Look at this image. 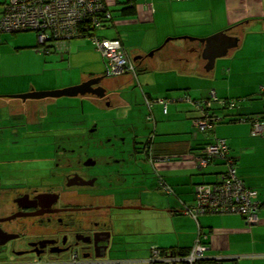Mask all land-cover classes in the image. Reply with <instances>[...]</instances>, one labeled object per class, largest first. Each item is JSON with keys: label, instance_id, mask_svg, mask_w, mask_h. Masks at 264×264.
<instances>
[{"label": "crops", "instance_id": "obj_1", "mask_svg": "<svg viewBox=\"0 0 264 264\" xmlns=\"http://www.w3.org/2000/svg\"><path fill=\"white\" fill-rule=\"evenodd\" d=\"M4 3L5 0H0V20L5 10ZM112 3L115 2L108 0V7L115 12L117 7L111 9ZM122 5L124 6L119 10L118 17L113 16L114 22L111 21L115 28L114 37L105 38L121 40L124 45V34L130 31L121 28L137 24L136 26L142 29L145 27L149 34L142 47L154 50L151 57H154L157 48L163 42L162 45H167L171 40L191 42L194 47L198 44L195 50L201 54L199 63L192 64L194 67L188 62L186 68L175 69L165 62L174 59H168L165 55L156 62H149L141 51L135 57L138 60L134 61L135 58L130 57L124 45L136 69L135 72H127L124 75H132L141 90L134 89V80L129 76L103 82L108 92L109 88H116L112 96L115 101L111 100L112 104L109 102L107 106L99 105L100 109L119 107L117 114H112V126L123 128L120 133L112 128L111 137L125 142L134 140L141 150H145L143 145L146 142H152L150 147L155 157L154 163L146 162L148 160L141 156L142 162H139L140 167L137 168L141 173L142 181L139 187L143 193L139 206L148 210L155 208L151 202L156 201L151 200L149 195L152 192L160 194L165 190L160 182L161 178H164L172 191L167 195L168 198L161 199L162 202H167L170 208L167 211L174 217H189L186 221L190 223L191 230L189 242L183 243L181 241L183 238H180L178 246L172 248L190 249L200 239L208 248L206 258L216 260L219 264H264V135H252L255 121L264 120V0H134L133 4ZM126 8L135 9L126 12ZM108 26L110 23L105 29ZM240 26L244 33L241 28H236ZM220 32H226L230 38H239L238 46L216 59L215 65L209 68L208 61L203 58L205 46L199 40L210 38ZM19 33L23 32L2 35L0 71L7 65L8 57L16 62L25 50L29 51L37 65L35 70L28 68V72L11 69L8 75H0V112L3 106H12L20 101L13 96L61 90L106 75L105 69L101 68V62L97 63L99 69L96 63L86 61L92 52L96 57L101 52L93 49L87 54L84 49L86 48L84 38L73 39L60 46H51L48 53L39 54L42 49L39 47V40L34 38L31 41L21 40L16 37ZM184 38H193L195 41ZM181 43L178 48L179 51H183L176 61L181 60L186 64L183 52L187 44ZM34 49H37L38 54ZM54 49L56 50L52 52ZM231 53L233 54L230 58L221 60ZM101 60L104 63L103 56ZM154 71H157L162 79L171 76L173 82L164 84L159 82L156 73L154 77L152 74L148 75ZM141 72L144 73L142 77ZM136 91L139 93L136 94ZM212 93L216 95V100H212ZM85 97L97 98L92 95L76 98H82L84 103L87 99ZM136 97H139V102ZM187 98H190L191 102H187ZM159 99L168 102L166 112L160 103L152 107L148 105L149 101ZM42 101L43 99L35 100L32 104L36 108H44V112L46 110L45 114L40 113L38 116L40 120H53L52 122L62 130L65 124L76 128L82 126L79 122L75 123L74 117L65 120L64 114L63 117L60 116L59 105L54 104L48 112L47 105L50 103ZM207 101L211 102L207 112L216 116L218 121L205 133L196 126V120L202 117V113L195 103ZM225 101H234L236 105L233 108L222 106L221 102ZM104 103L106 105V101ZM126 107L132 112L129 115L125 114ZM55 108L58 109L56 113ZM5 117L6 115L1 114L0 122L6 120ZM7 117H11V114ZM217 139L227 140L232 156L237 162L239 179L247 188L256 190L259 194L261 209L258 215L259 223L255 226H249L245 218L239 214L207 213L194 218L185 213L186 208L193 206L195 202L197 186L217 182L221 173L225 171V166L220 160H214L206 168H201L198 163L203 148ZM116 170L113 168L110 174ZM152 173L155 174L157 181L146 182ZM118 186V183L112 182L110 187L113 190ZM110 205V209L132 210L119 208L117 202ZM186 221L181 222L186 224ZM116 222L118 221H115V224ZM111 224L114 225L113 222ZM153 249L170 248L153 245L146 260L131 257L138 255L132 248L123 250L122 253H126L125 257L107 258L105 261L151 264L149 260Z\"/></svg>", "mask_w": 264, "mask_h": 264}, {"label": "flooded vegetation", "instance_id": "obj_2", "mask_svg": "<svg viewBox=\"0 0 264 264\" xmlns=\"http://www.w3.org/2000/svg\"><path fill=\"white\" fill-rule=\"evenodd\" d=\"M102 100L112 99L107 94ZM34 101L2 108L16 118L12 121L24 120L0 122V264H64L62 256L68 253L75 254L77 264H121L105 261L120 240L115 221L128 222L125 210L110 209V204L122 208L142 202L137 168L141 156L154 163L150 142L145 150L133 141L128 151L127 143L118 140L109 153L89 151L77 135H65L57 124L40 120L44 108L34 107ZM112 177L122 190L113 193ZM148 178L157 181L153 173ZM160 182L166 190L167 181ZM165 190L164 198L169 194Z\"/></svg>", "mask_w": 264, "mask_h": 264}, {"label": "built area", "instance_id": "obj_3", "mask_svg": "<svg viewBox=\"0 0 264 264\" xmlns=\"http://www.w3.org/2000/svg\"><path fill=\"white\" fill-rule=\"evenodd\" d=\"M115 2L130 5L134 0ZM4 7L0 20V44L5 33L27 31L37 34L42 48L40 51L45 50L46 46H60L73 39L90 38L101 52L106 64V73L110 77L136 71L121 40L96 36L98 30L105 29L113 20L108 0H5ZM50 47L44 52L48 53ZM216 99V95L212 93V100ZM186 101L191 102V99L187 98ZM156 103H160L165 112L167 111L168 102L164 100L149 101L148 105L152 107ZM221 105L233 108L236 103L225 101L221 102ZM195 106L202 113V117L196 120V126L207 133L218 121L216 116L207 112L211 102H196ZM252 135H264V122L258 119L255 121ZM229 150L225 139H217L203 148L198 158L199 166L206 168L211 161L221 159L225 161V172L219 176L217 182L197 186L195 202L193 206L186 208L185 213L194 218L207 213L239 214L249 226H255L259 223V194L256 190L247 188L239 179L237 164L229 156ZM166 190L169 193L172 191L168 186ZM207 250L198 239L186 257L170 249H153L149 261L151 264H206L204 261L207 259ZM76 258L75 254H72L71 260L64 264H77Z\"/></svg>", "mask_w": 264, "mask_h": 264}, {"label": "rangeland", "instance_id": "obj_4", "mask_svg": "<svg viewBox=\"0 0 264 264\" xmlns=\"http://www.w3.org/2000/svg\"><path fill=\"white\" fill-rule=\"evenodd\" d=\"M112 1L115 2V0H112ZM123 6L124 5H122V2L119 4H117L116 2L112 3L111 9H113L114 7H117L115 12L112 11L113 16L118 17L119 10ZM136 25L125 26L121 28V29H125L126 31H130L128 34H124V45L132 59L137 57L138 53L143 51V53L146 55L145 56L146 59L149 62L151 61L156 62L157 59L161 58L162 55H165L166 58L168 59L170 58L174 59V60L170 59L165 62H167V64L174 66L175 69H180L179 67L186 68L188 66L187 64L188 62H190L191 65L192 64L196 65L199 63L201 54L199 52H196L195 50V47H197L198 44H196L194 47L193 43L191 42L186 43V41H179V40H171L167 45L166 44L162 45L164 43L163 42L159 46L160 49L159 47L157 48L158 50L154 54V57H151L149 54H152L154 50H147L148 47H144V49L142 47L145 40L148 39L149 34L148 32H146L145 27L144 29H142L141 27L136 26ZM236 28L239 29L241 28V26L236 27ZM242 31L244 33L243 29ZM236 32L238 33V31ZM114 33H115V28L113 27V24L110 22V26H108L107 29L98 30L96 32V36L100 38H105V37L112 38L114 37ZM16 37H19L21 40H27V41L28 40L31 41L34 38L35 40L38 41V36L36 35L35 32L19 33V34H16ZM85 40H86V43H85L86 48L84 49H86L87 54H90L93 49L98 51L96 45L90 38H85ZM181 42H184L185 44H187L183 52V54L186 56L185 58L187 61L186 64H183L181 60L176 61L177 57L180 54H182L181 52L183 51V50L179 51V48H178L179 44H182ZM47 47H50V46H46V49ZM36 50L37 49H34L35 53L38 54V51ZM45 50L39 51L40 52L39 54H41V52L45 53L44 52ZM55 50L56 49H54L52 52H54ZM235 50L236 49H234V52ZM232 54L233 53H231L229 56L221 58V60L230 58ZM101 57H102L101 53L98 57H96L94 52H92V55H89L86 61L87 62L92 61L96 63V65H98L97 63L101 62V68H103V70L105 69L104 72L106 73V64H105V61L104 63L102 62V60L100 61ZM8 59L9 61L6 62L7 65L0 71V75L1 74L8 75L9 73H11V69L17 72H23V71L28 72V68L30 70L36 69L35 67L37 65L36 60L29 53V51H26V50L23 51L22 57L18 58L16 62H14L15 60H11L10 57H8ZM194 65L192 66L194 67ZM98 68L100 69V66ZM155 73L157 74L156 76H158L159 82L164 83V84H166L167 82L169 83L173 82V78L171 76H169L168 79H165L167 78L166 76L164 79H162L160 75H158L157 71L151 72L150 74L148 73V75L152 74L154 77ZM143 74L144 73L142 72L140 73L141 77L143 76ZM128 76L134 80V84H135L134 89L137 88L138 90H141L140 86L138 85V82L135 81L132 75L108 77L105 80H109L112 78L116 79V78H121V77H128ZM115 91H116V88H113V87L109 88L108 97H110L113 101H115V99H113L114 97H112L114 96ZM137 92L139 93V91H136V94ZM85 98L87 99L84 100V103H83L82 98H76V97H63V98H58V99H43L42 102L61 106L59 108L60 116L63 117V114H64L65 120H71V118L74 117V119H76L75 123L78 124L79 122V124L82 125L77 128L72 127V126L68 127L66 124L63 125V132H65L64 133L65 135L66 134L77 135L74 137L76 139H79L80 143L85 144L89 151H91L90 149H92L95 153H102V152L109 153L111 152L113 148H115L113 147V145H116L118 141L116 140L115 137H111L113 133L110 130L114 128V130H117L118 133L122 132L120 130H123V128L120 126L119 127L112 126L113 125L112 114L113 115L117 114V109H119V107L118 108L108 107L107 109L101 110L99 105L107 106L109 105L108 101H106V105H105L102 99L95 98V97H85ZM136 99L139 102V97H136ZM82 105L84 108L82 107ZM80 106H81V109H80ZM124 109H125V114L127 115L132 113L130 112V110L127 109V107ZM124 109H122L121 112H123ZM1 112H0V115L1 114L6 115L5 119L10 120L11 125L23 123L22 120H24V118L20 120L12 121V119H16L12 115V113H11V117H7L8 114L6 113V111L2 113ZM48 112H49V106H48ZM56 112H58V109L55 108V113ZM42 114H45V112L43 111ZM50 121L52 122L53 120H50V119L46 120V122H50ZM50 127H52L53 128L52 131H54L56 130L57 125H52ZM66 128H69L70 131L69 130L67 131ZM133 141L128 140V142H126L128 151L132 149L131 147H133ZM110 181L118 183V181L116 180V177H112ZM115 190L116 189H113V193ZM117 190H122V189L120 186H118ZM163 194H164L163 192H161L160 194L159 192L150 193L149 195L150 199L153 201H156V202H151L155 206V208L153 207V209L151 210H144V211L125 210V213H127L128 222L124 220L118 221L115 226V233L119 235L118 237L120 238L119 240L120 244H123L125 241L129 244H125L122 249H118L119 243L117 242L118 243L117 248H116L117 250H114V252L116 253L113 252V254L108 256V258L116 259L120 257H125L126 255L124 254L126 253H122L123 250H125L126 248H129V249L133 248L135 251H137L138 255L131 256V257H136V259L146 260L150 255V248L153 245H156L157 247H161V248H172V247L178 246L180 238H183V240H181L183 243H185L188 240L190 241V238H191L190 223L186 221L187 220L186 218H189V217H186V218L180 217V216L174 217L171 213H169L168 211L170 208H168L167 202H162L161 200V199H166L164 198ZM166 197L168 198L169 196H166ZM157 200L160 202H157ZM162 208L166 210L163 211L161 210ZM183 220L186 221V224L181 222ZM124 234H127V235H124ZM62 258L63 259L61 260H65L66 262L70 261L71 253L63 255ZM144 264H148V263H144Z\"/></svg>", "mask_w": 264, "mask_h": 264}, {"label": "water", "instance_id": "obj_5", "mask_svg": "<svg viewBox=\"0 0 264 264\" xmlns=\"http://www.w3.org/2000/svg\"><path fill=\"white\" fill-rule=\"evenodd\" d=\"M184 39H188L192 42L195 41L193 38H184ZM238 41L239 38H230L226 32H220L219 34H216L215 36H212L210 38L199 40V42L205 46L203 50V58H205L208 61V65H210L209 68H212L215 65L216 59L225 56L231 48L237 47ZM150 56H153V53L150 54ZM137 60L138 58L134 59V61ZM108 77L110 76L106 73L105 76L91 78L86 82H83L82 84L77 86L64 88L61 90L48 91V92H32L26 94H19L13 97L15 99H19L23 101L41 100L46 98L58 99L63 97H79V96L84 97L87 95H92V96H96L99 99H104L107 96L108 89L105 86L101 85V83ZM139 167L140 166L138 165V168ZM147 181L148 179H146V182ZM112 196H114V194ZM123 209L148 210V208H145L143 206L124 207ZM1 236L2 233H0V237ZM96 257L99 259H104L106 258V255L96 254Z\"/></svg>", "mask_w": 264, "mask_h": 264}, {"label": "trees", "instance_id": "obj_6", "mask_svg": "<svg viewBox=\"0 0 264 264\" xmlns=\"http://www.w3.org/2000/svg\"><path fill=\"white\" fill-rule=\"evenodd\" d=\"M122 4H127V3H123L122 2ZM132 9H135V8H131V9H127L126 8V12L127 11H130V10H132ZM40 47V46H39ZM153 101H158V100H153ZM153 101H151V102H153ZM166 101V100H165ZM226 107V106H225ZM262 122H264V120H262V119H260ZM252 129H253V127H252ZM151 143L152 142H150V145H151ZM230 148V147H229ZM150 149H151V147H150ZM153 152V151H152ZM229 156L231 157V158H233L234 160H235V158L232 156V153H231V150H229ZM215 160H220V161H222L223 162V164H224V166H225V161L224 160H221V159H215ZM214 161V160H213ZM213 161H211V162H213ZM210 162V163H211ZM235 162H236V160H235ZM236 164H237V162H236ZM237 169H238V167H237ZM225 171H223L222 173H224ZM221 173V174H222ZM200 185V184H199ZM260 209H261V202H260ZM260 211V210H259ZM170 250H172V251H174L175 253H178V254H180L181 256H187L188 254H189V252H190V250H191V248L190 249H180V248H170ZM206 264H219L217 261H215V260H210V259H206L205 261H204ZM182 264H188V263H182Z\"/></svg>", "mask_w": 264, "mask_h": 264}]
</instances>
